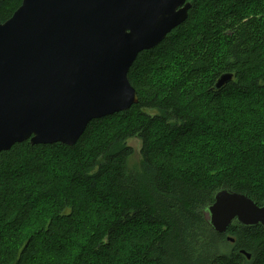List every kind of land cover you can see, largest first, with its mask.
<instances>
[{
  "label": "trees",
  "instance_id": "16d2710c",
  "mask_svg": "<svg viewBox=\"0 0 264 264\" xmlns=\"http://www.w3.org/2000/svg\"><path fill=\"white\" fill-rule=\"evenodd\" d=\"M21 1L0 0V22ZM189 1L130 67L137 103L71 146L0 152V264H264L262 226L219 233L204 211L220 188L264 204V0ZM166 73L162 89L153 78Z\"/></svg>",
  "mask_w": 264,
  "mask_h": 264
},
{
  "label": "water",
  "instance_id": "95a60500",
  "mask_svg": "<svg viewBox=\"0 0 264 264\" xmlns=\"http://www.w3.org/2000/svg\"><path fill=\"white\" fill-rule=\"evenodd\" d=\"M190 7L189 0H22L0 22V152L26 140L71 146L92 119L137 103L130 67ZM231 78L220 75L214 88ZM204 211L219 233L233 221L264 228V204L229 188Z\"/></svg>",
  "mask_w": 264,
  "mask_h": 264
},
{
  "label": "rangeland",
  "instance_id": "374dc122",
  "mask_svg": "<svg viewBox=\"0 0 264 264\" xmlns=\"http://www.w3.org/2000/svg\"><path fill=\"white\" fill-rule=\"evenodd\" d=\"M153 79L158 85L161 86L162 89H164L165 86L169 83V78L167 77V73L162 74L161 76L155 77ZM262 111L264 114V107H263ZM148 112L155 113V111H153V110H148ZM100 131L101 130L99 128H97L96 135H98L100 133ZM126 143H127V145L131 146L134 149V153L132 154V156L130 157V160H129L130 167H138L139 168V161H140L139 150L141 147V141L138 138L134 137V138H129L126 141ZM56 154L58 155L59 153H56ZM178 155L182 156L183 152L181 150H179ZM202 158L203 157H201V156H196V157H193L191 159L193 162H195V161L201 160ZM57 246H58L57 243L52 242V243L44 246V248H45L46 253H51L52 250L55 249ZM52 264H54V263H52ZM58 264H60V263H58Z\"/></svg>",
  "mask_w": 264,
  "mask_h": 264
},
{
  "label": "bare ground",
  "instance_id": "6f19581e",
  "mask_svg": "<svg viewBox=\"0 0 264 264\" xmlns=\"http://www.w3.org/2000/svg\"><path fill=\"white\" fill-rule=\"evenodd\" d=\"M157 45V44H156Z\"/></svg>",
  "mask_w": 264,
  "mask_h": 264
}]
</instances>
